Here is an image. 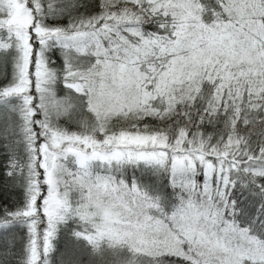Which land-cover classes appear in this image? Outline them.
Returning a JSON list of instances; mask_svg holds the SVG:
<instances>
[{
    "label": "snow or ice",
    "instance_id": "6c2138e0",
    "mask_svg": "<svg viewBox=\"0 0 264 264\" xmlns=\"http://www.w3.org/2000/svg\"><path fill=\"white\" fill-rule=\"evenodd\" d=\"M0 264H264V0H0Z\"/></svg>",
    "mask_w": 264,
    "mask_h": 264
}]
</instances>
